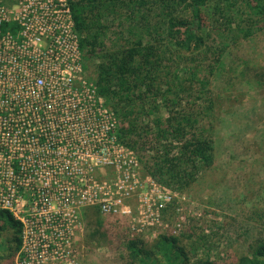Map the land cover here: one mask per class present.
<instances>
[{
  "label": "rangeland",
  "instance_id": "374dc122",
  "mask_svg": "<svg viewBox=\"0 0 264 264\" xmlns=\"http://www.w3.org/2000/svg\"><path fill=\"white\" fill-rule=\"evenodd\" d=\"M253 1L220 0L226 13L217 12L216 23L209 19L206 25L211 21L221 30H210L205 51L194 53L192 59L174 45L171 36L163 40L166 61L159 74L161 92L169 97L172 108L186 107L196 112L201 128L213 140L212 161L198 164L193 181L179 190L154 177L155 153L151 148L156 144L151 133L165 126L167 109L162 99L152 103L145 98L143 103H135L133 117L148 127V133L140 134L147 135L145 143L119 138V142L110 144L109 156L101 159L104 163L96 164L97 170L74 172V180L100 188V203L97 199L94 205L80 207L79 230L68 245L62 243L58 256L48 253L32 259L33 264H127L134 254L127 255L122 247L126 239L137 238L150 246L160 235L177 239L175 246L184 251L188 264L200 259L234 264L247 254L256 235L264 234V82L257 84L254 76V71L264 72V19L254 17ZM99 11L93 31L106 48L120 45L128 36L145 34L143 25L149 27L151 19L161 20L154 15L141 21L142 12L119 2L103 4ZM184 12L178 8L179 14ZM69 55L79 61L77 73L71 74L73 88L81 91L83 85L94 86L97 66L104 61L105 53L98 51L91 57L80 49ZM142 89L146 88L139 84L137 91ZM92 100L116 121L119 137V117L111 97L99 95L96 89ZM89 130L99 137L100 130ZM79 151L80 156L75 151L78 159L92 149L83 146ZM91 208L98 210L110 229L106 243L83 239V214ZM248 228L252 230L246 232ZM167 248L171 253L172 248ZM17 255L0 264H18ZM155 255L158 260L154 264H169L166 252L158 250ZM182 261L179 264H184Z\"/></svg>",
  "mask_w": 264,
  "mask_h": 264
},
{
  "label": "built area",
  "instance_id": "2783aa9c",
  "mask_svg": "<svg viewBox=\"0 0 264 264\" xmlns=\"http://www.w3.org/2000/svg\"><path fill=\"white\" fill-rule=\"evenodd\" d=\"M79 51L66 0H0V211L21 225L18 264L68 245L80 207L100 203V188L73 174L97 170L119 142L116 121L92 100L96 86H72L79 61L69 54ZM83 146L92 151L78 159Z\"/></svg>",
  "mask_w": 264,
  "mask_h": 264
},
{
  "label": "trees",
  "instance_id": "16d2710c",
  "mask_svg": "<svg viewBox=\"0 0 264 264\" xmlns=\"http://www.w3.org/2000/svg\"><path fill=\"white\" fill-rule=\"evenodd\" d=\"M69 7L74 33L77 36L81 50L95 56L98 51L105 53L104 61L97 66L95 86L99 95L111 97L113 109L119 117V138L135 143H145L148 127L141 126L138 118L133 117L135 103L148 100L158 103L163 100L167 109L165 126L152 132L155 141L154 168L152 175L175 190L183 188L193 181L194 174L198 172V164H209L213 158V140L201 128L196 112L186 107L172 108L168 103L169 97L161 92L159 78L163 60L166 61L165 44L166 35L171 36L174 45L188 53L192 59L194 53L202 54L207 47L210 30H221L217 26L206 25L209 19L216 23V14L224 15L220 0H66ZM111 2H119L133 11L142 12L141 21L146 17L156 16L161 20L149 19V27L143 25L142 31L146 33L137 38L128 36L124 41L113 48H106L103 42H98L94 29L98 25L99 6ZM183 8L184 15L178 13ZM209 10V15L207 11ZM208 15V19L206 18ZM253 15L264 19V0L253 1ZM224 17V16H223ZM151 23V24H150ZM213 27V28H212ZM14 25L2 24V31H12ZM164 64V63H163ZM196 68V67H194ZM247 67L246 70H251ZM145 73L141 79L139 75ZM255 81L262 85L264 72L254 71ZM139 78V81L137 80ZM142 84L145 90L137 91ZM148 87V88H147ZM165 93V92H164ZM146 98V99H145ZM145 99V100H144ZM156 108V104H152ZM180 107V106H179ZM156 123V121H155ZM150 130V129H149ZM133 137L137 138L133 140ZM197 165V166H196ZM85 225L83 239L85 242L96 244L106 243L110 237V229L103 223L96 208L83 214ZM252 230L248 228L246 232ZM21 225L7 210L0 211V261H9L20 249ZM176 238L160 235L156 241L147 246L139 239H126L122 247L127 255L134 256L127 264L156 263V251H164L170 262L179 264L180 261L188 264L184 251L176 245ZM167 245L172 248L168 252ZM248 255L251 258H247ZM12 264V263H7ZM195 264H212L211 261L196 260ZM234 264H264V234L256 235L248 246L247 254L240 256Z\"/></svg>",
  "mask_w": 264,
  "mask_h": 264
}]
</instances>
